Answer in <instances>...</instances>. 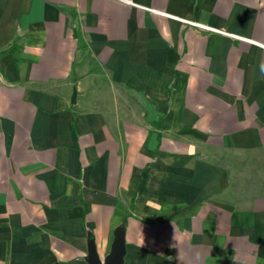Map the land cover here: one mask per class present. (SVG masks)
Here are the masks:
<instances>
[{
    "label": "crops",
    "instance_id": "obj_1",
    "mask_svg": "<svg viewBox=\"0 0 264 264\" xmlns=\"http://www.w3.org/2000/svg\"><path fill=\"white\" fill-rule=\"evenodd\" d=\"M264 264V0H0V264Z\"/></svg>",
    "mask_w": 264,
    "mask_h": 264
},
{
    "label": "water",
    "instance_id": "obj_2",
    "mask_svg": "<svg viewBox=\"0 0 264 264\" xmlns=\"http://www.w3.org/2000/svg\"><path fill=\"white\" fill-rule=\"evenodd\" d=\"M121 224L114 230V238L109 252L101 257L96 244L91 241L89 245L88 261L90 264H124L126 255V230Z\"/></svg>",
    "mask_w": 264,
    "mask_h": 264
},
{
    "label": "trees",
    "instance_id": "obj_3",
    "mask_svg": "<svg viewBox=\"0 0 264 264\" xmlns=\"http://www.w3.org/2000/svg\"><path fill=\"white\" fill-rule=\"evenodd\" d=\"M122 224H124V225H125V224H126V222L124 221Z\"/></svg>",
    "mask_w": 264,
    "mask_h": 264
}]
</instances>
